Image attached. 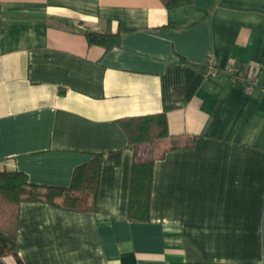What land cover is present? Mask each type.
<instances>
[{
  "label": "crops",
  "instance_id": "crops-1",
  "mask_svg": "<svg viewBox=\"0 0 264 264\" xmlns=\"http://www.w3.org/2000/svg\"><path fill=\"white\" fill-rule=\"evenodd\" d=\"M230 67L262 83L264 0H0V172L66 188L103 155L98 211L23 203L20 263L0 264H264V89ZM164 110L148 220L130 221L120 121Z\"/></svg>",
  "mask_w": 264,
  "mask_h": 264
},
{
  "label": "trees",
  "instance_id": "trees-1",
  "mask_svg": "<svg viewBox=\"0 0 264 264\" xmlns=\"http://www.w3.org/2000/svg\"><path fill=\"white\" fill-rule=\"evenodd\" d=\"M168 9L187 6L192 0H160ZM88 45L110 50L119 45L118 33L105 34L86 31ZM242 69V68H240ZM164 110L160 114L123 119L120 125L133 149V165L130 186L128 219L134 222L148 220L153 165L166 149L157 147L159 140L167 138ZM175 142L172 141V148ZM103 155H93L91 160L75 168L69 187L38 186L29 183L23 173L0 172V258L11 256L20 263L16 243L19 208L23 203H45L68 212H97V194ZM108 158L115 164L119 152Z\"/></svg>",
  "mask_w": 264,
  "mask_h": 264
},
{
  "label": "built area",
  "instance_id": "built-area-1",
  "mask_svg": "<svg viewBox=\"0 0 264 264\" xmlns=\"http://www.w3.org/2000/svg\"><path fill=\"white\" fill-rule=\"evenodd\" d=\"M204 69L207 75L215 77L217 75V69L215 67L214 61L212 58H208L205 62ZM227 73L231 76L232 79H241L246 81V90L250 91L254 87H261L264 89V79L261 84L258 83L257 79L249 73L248 70H242L239 67H230L226 69Z\"/></svg>",
  "mask_w": 264,
  "mask_h": 264
}]
</instances>
